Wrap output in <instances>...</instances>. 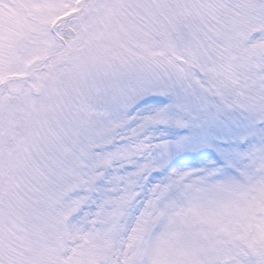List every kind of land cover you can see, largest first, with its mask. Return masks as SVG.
Instances as JSON below:
<instances>
[{
    "label": "snow or ice",
    "instance_id": "snow-or-ice-1",
    "mask_svg": "<svg viewBox=\"0 0 264 264\" xmlns=\"http://www.w3.org/2000/svg\"><path fill=\"white\" fill-rule=\"evenodd\" d=\"M0 264H264V0H0Z\"/></svg>",
    "mask_w": 264,
    "mask_h": 264
},
{
    "label": "rangeland",
    "instance_id": "rangeland-1",
    "mask_svg": "<svg viewBox=\"0 0 264 264\" xmlns=\"http://www.w3.org/2000/svg\"><path fill=\"white\" fill-rule=\"evenodd\" d=\"M170 103V100L164 97H150L144 105V110L140 112L141 115L147 114V109L163 108ZM156 131V135L163 134L165 139L173 144L178 141L186 133V130H180L171 127H161ZM157 157L161 159H168L170 167L178 169H198L208 167L213 161L219 162L218 153L214 147H201L199 142H194L192 146L185 151L177 152L173 148L169 155L157 153ZM157 176H161L160 173Z\"/></svg>",
    "mask_w": 264,
    "mask_h": 264
}]
</instances>
